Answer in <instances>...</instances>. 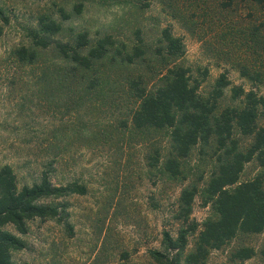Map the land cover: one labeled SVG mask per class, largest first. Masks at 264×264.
<instances>
[{
  "label": "rangeland",
  "instance_id": "1",
  "mask_svg": "<svg viewBox=\"0 0 264 264\" xmlns=\"http://www.w3.org/2000/svg\"><path fill=\"white\" fill-rule=\"evenodd\" d=\"M0 9L6 19H0V167L12 168L18 188L38 182L43 172L54 185L76 180L87 186L84 196L58 200L65 207L61 219L32 220L25 235L7 226L25 243L12 252V261L150 263L148 252L162 249V232L175 236L180 225L174 217L181 190L191 184L203 189L214 169L216 147L195 146L182 162L183 175L170 180L160 170L161 156L156 157V151H167L168 139L163 132L140 136L120 126L130 102L116 94L118 87H110L100 98H88L90 104L75 115L67 110L73 95L38 93L33 70L19 66L11 53L30 45L28 32L38 29L41 17H49L62 26L61 33L50 38L53 44L70 43L74 34L85 31L91 40L110 35L117 45L151 49L145 63L150 68H121L112 79L119 82L141 73L152 90L163 65L155 49L161 45V31L168 28L185 47L174 64L189 69L203 97L211 96L221 75L230 83L218 100L220 110L241 103L242 98L232 100L234 87L264 98V6L249 0H0ZM259 112L258 124L264 126V106ZM77 128L81 132L74 135L72 129ZM233 137L240 149L251 143L236 131ZM59 143L62 154L56 148ZM259 170L255 160L246 164L240 180L253 178ZM211 212L197 194L190 219L201 224ZM194 239H188V252ZM243 248L252 249L253 257L237 258ZM262 249L264 231L239 234L210 251L205 264H264Z\"/></svg>",
  "mask_w": 264,
  "mask_h": 264
},
{
  "label": "trees",
  "instance_id": "2",
  "mask_svg": "<svg viewBox=\"0 0 264 264\" xmlns=\"http://www.w3.org/2000/svg\"><path fill=\"white\" fill-rule=\"evenodd\" d=\"M249 1L264 6V0ZM60 12L63 19H68V15ZM0 19L6 22L1 9ZM61 31L60 23L43 16L38 29L28 32L31 44L21 45L11 53L19 66L33 70L38 93L73 95L75 101L67 110L77 115L90 104L88 98H100L110 87H118L116 94L130 102L128 117L119 122L120 126L140 136L163 132L168 139L167 151L163 155L156 151V157L161 156L160 170L170 180L183 175L182 162L195 146L216 147L214 169L203 189L191 184L181 190L174 217L180 224L176 234L162 232V249L148 252V264H205L210 251L221 249L237 235H257L264 231V126L258 124L263 97L234 87L232 100L242 98L241 103L219 110L218 100L230 83L221 75L211 96L203 97L198 92V83L191 80L189 69L174 64L184 55L185 47L181 38L173 36L168 28L161 31V45L155 49L163 65L159 83L152 90L147 89L141 73L127 75L119 82L112 79L121 68L143 69V65L150 68L145 63L151 49L143 45H117L110 35L91 40L85 31L74 34L70 43L53 44L50 38ZM46 54L50 55L49 60L42 59ZM56 108L60 109L59 102ZM234 131L251 138L247 148H239ZM80 132L79 128L72 129L74 135ZM58 147V154H62L63 146L59 143ZM254 160L259 172L241 181L244 166ZM48 174L43 172L38 182L18 188L12 168L0 167V264H14L12 252L25 246L7 226L25 235L32 220L62 218L65 207L58 200L87 194L86 185L76 180L54 185ZM197 194L212 211L201 224L190 219ZM190 237L195 239L193 249L188 252ZM261 254L264 258V249ZM253 255L254 251L248 248L236 253L241 260Z\"/></svg>",
  "mask_w": 264,
  "mask_h": 264
}]
</instances>
